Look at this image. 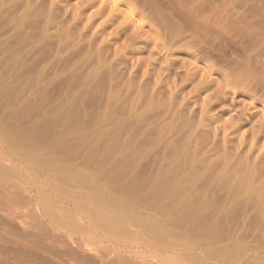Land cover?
Wrapping results in <instances>:
<instances>
[{
    "label": "rangeland",
    "instance_id": "rangeland-1",
    "mask_svg": "<svg viewBox=\"0 0 264 264\" xmlns=\"http://www.w3.org/2000/svg\"><path fill=\"white\" fill-rule=\"evenodd\" d=\"M114 4L0 0V137L6 144H0V169L21 170V177L10 180L12 188L0 182V264L99 262L91 246L80 249L76 236L65 235L67 213L58 210L65 203L49 207L60 223L44 213L39 188L57 185L64 196L73 188L22 163L19 154L31 149L40 152L39 162L49 161L50 172L58 166L60 173L70 170L101 189L78 192L126 209L119 213L130 207V213L156 218L165 211L157 217L173 224L159 229L165 241L176 234L182 241L214 242L218 247L199 245L228 254L238 250L234 254L245 255L243 261L264 264V0ZM70 174L58 179L72 182ZM82 212L86 220L89 213ZM167 233H173L170 239ZM152 248L149 254L140 248L148 254L142 260L139 250L131 259L116 252L105 261L160 264L168 257ZM173 257L168 264L179 262Z\"/></svg>",
    "mask_w": 264,
    "mask_h": 264
},
{
    "label": "bare ground",
    "instance_id": "bare-ground-1",
    "mask_svg": "<svg viewBox=\"0 0 264 264\" xmlns=\"http://www.w3.org/2000/svg\"><path fill=\"white\" fill-rule=\"evenodd\" d=\"M103 1H105V0H103ZM116 1V0H115ZM115 1H114V3H115ZM108 2H110V4L112 5V4H114V3H112L113 1L112 0H108ZM115 5V4H114ZM113 5V6H114ZM127 13H129V12H127ZM126 14V13H125ZM131 16V15H130ZM131 19V18H130ZM18 133V132H17ZM19 133H20V131H19ZM0 134H2V133H0ZM22 134V133H21ZM6 135V134H5ZM16 135V134H15ZM14 135V136H15ZM24 135V134H23ZM4 136V135H3ZM2 136V137H3ZM25 136V135H24ZM2 137H0V144L2 145V146H6V144L4 143V139L2 138ZM31 137V136H30ZM74 137H77L76 135L74 136ZM79 137V136H78ZM78 137H77V140H78ZM4 138H5V136H4ZM21 138V137H20ZM30 139V138H29ZM27 140V141H30V140ZM32 139H33V137H32ZM70 139H71V137H70ZM73 139V138H72ZM80 139V138H79ZM6 140H7V138H6ZM5 140V141H6ZM49 140V139H48ZM74 140V139H73ZM72 140V141H73ZM81 140V139H80ZM44 141H45V139H44ZM68 142V144H69V142H71V140L69 141V139L67 140ZM25 142V141H24ZM43 142V141H42ZM41 142V143H42ZM55 142V141H54ZM66 142V141H65ZM74 142V141H73ZM78 142V143H77ZM76 143L77 144H79L80 143V141H77ZM28 143V142H27ZM40 143V142H39ZM63 143V142H62ZM61 143V144H62ZM67 143H63V144H65V147L64 148H66V144ZM8 144V143H7ZM9 144H11V143H9ZM8 144V145H9ZM18 144H20L19 142H18ZM52 144V143H51ZM51 144H50V146H51ZM54 144V143H53ZM57 144V143H56ZM62 144V145H63ZM72 144V143H71ZM70 144V145H71ZM81 144H82V142H81ZM12 145H14V144H11V148H12ZM73 145V144H72ZM74 145L76 146V144H75V142H74ZM80 145V144H79ZM10 146V145H9ZM47 146V145H46ZM69 146V145H68ZM78 146V145H77ZM76 146V147H77ZM16 147V145L14 146V148ZM34 147V146H33ZM5 148V147H4ZM17 148V147H16ZM29 148H31V147H29ZM28 148V149H29ZM35 149H36V147H34ZM69 148V147H68ZM18 149V148H17ZM38 149V148H37ZM36 149V150H37ZM62 149V148H61ZM38 150H40V149H38ZM47 150H48V148H47ZM1 151H2V149H0V153H1ZM34 150H30L29 152H32L31 154L30 153H27V154H21V156H20V154H19V157H20V161L22 162V163H24V164H26V165H30V167L31 168H34L33 170H34V173L37 171V173H38V175L39 176H43V177H46V178H48L49 177V175H50V173H52V175H51V177H54L53 179L55 180V182L53 181V180H51V183L52 182H54V183H58L59 185L61 184V185H63V187L64 186H66L65 185V182H66V184H70V187L71 188H73V193H71V191H70V196H64V192L62 193V191H60V186H57V185H53V184H47L46 186H45V188H39L38 190H37V195L39 196V198H40V200H41V203H46L47 205H44V204H42V208H43V211H44V213L48 216L51 212H49L50 210H49V207L51 208L52 206H54V205H57V203H59V204H63V203H65V205H64V207H62V209H59L58 207H60V206H58L57 205V207L56 206H54V207H56V208H58V210H61L62 211V214H63V212H65V213H67V216H66V218H67V220H66V222L67 221H69V222H67L66 224H65V227H66V233H65V235H67L68 237H72V236H76V243L75 244H77L78 246H80L81 248L80 249H82V248H86V247H90L91 246V250L90 249H88V250H90V252L91 251H93V253H96V257H97V260L99 261L98 262V264H109L108 262H106L105 260L108 258V257H110V255L113 253V254H118V253H116V252H124V253H127V254H129L127 257H129L130 255H137L138 253H139V250H140V248H141V250L143 251V249H147V252H148V249H149V251H150V248H152V247H155L156 249H157V252L159 251V252H162V253H167V255H168V257H166V255L164 256V257H166V258H169V254L172 256L171 258L173 259L174 257L173 256H178L179 257V262H177L178 264H252V262H251V260H253V259H251V260H248V261H243L244 260V258H242V257H244V256H237V255H235L234 253H236V252H238V250L236 251V250H233V252H232V250H231V252H232V254H234V255H232V254H228L227 253V249L226 248H224V249H226L225 251L226 252H224L223 250H218V244H215L214 242L213 243H210L209 242V244H210V246H211V244H212V246H213V244H214V246H217V247H207V248H205L204 249V245H207L208 243L207 242H205V243H207V244H204V245H199L200 244V242H202V243H204L202 240H200V242H199V244H198V238H196L198 241H196L194 238H191V239H193V242L194 241H196L197 243H192L191 241L189 242H187V240H185V239H183V241L182 240H180V237H179V235H178V237H179V239L177 238V236H176V234H173V233H171V234H173L172 236L175 238V240H173L172 239V241H165V239H162L163 237H162V235H161V233L159 232V229L161 230V226L163 225V227L162 228H165V226L164 225H166V228H169V227H167V225L168 224H166V222L168 221V215H167V221L165 222V221H163V219H161V218H164L165 219V214H164V217L163 216H161V220H159V219H157V217L159 216V215H163L162 213L164 212L165 213V211H161V210H158V211H161L162 213L161 214H159L158 215V212H157V214L155 213V210H154V213L156 214V215H158L156 218L155 217H152V216H150V215H148V214H151V213H146V211H144L146 214H144V215H136V213L134 214L132 211H131V213H130V210H131V208L130 207H126V208H128V209H130V210H128V213H126V214H124L125 213V211H123V214H122V212H120L119 213V211L121 210L122 211V208L124 209V207H122L121 209L120 208H118V209H120L119 211L117 210V206L116 205H114L113 206V208L116 206V210H114V209H112V207L108 204V203H105L104 204V202H105V200H103V201H100L101 200V198L99 199V200H97V201H95L94 199H89V195H87V194H84V193H87V191H92V195H94V192H95V190H100V191H102L101 189H98V187L97 188H95V190L93 189V184L92 185H89L91 182H87L86 184H85V182H86V180L87 179H80V180H82V181H80L78 178H77V176L76 175H74V174H72V173H74V172H72L71 174H70V170H68L69 172H67L66 171V173H64L63 172V170H62V173H64V174H62V173H60V171H61V169H59V170H57L56 168L58 167V166H56V168H55V172H57V174H58V176H56V173L54 172V171H52V172H50L51 171V166L48 164V162L49 161H47V162H39L38 161V157H37V155L38 154H40V152H38V151H36L37 153H34L33 152ZM44 151V150H43ZM43 151H41V152H43ZM57 151V150H56ZM55 151V152H56ZM63 151L65 152V150L63 149ZM69 151V150H68ZM68 151H67V155H68ZM72 151V150H71ZM47 152V151H46ZM49 152V151H48ZM62 152V151H61ZM60 152V153H61ZM44 154H45V152H43ZM63 153V152H62ZM73 154V152H70V154ZM14 154V153H13ZM16 154V153H15ZM56 153H54L53 154V156L55 155ZM58 154V153H57ZM69 154V155H70ZM50 155V154H49ZM48 155V153H47V155L44 157L43 156V154H41V155H39V158H46V157H48L49 156ZM62 155V154H61ZM65 155V154H64ZM14 156V155H13ZM18 156V155H17ZM41 156V157H40ZM43 156V157H42ZM18 157V158H19ZM50 157V156H49ZM68 157V156H67ZM66 157V158H67ZM56 158H57V156H56ZM61 158H63V157H61ZM2 159H4L1 155H0V160H2ZM67 160V159H66ZM66 160H63V161H66ZM3 161V160H2ZM5 161V160H4ZM8 161V160H7ZM52 161V160H51ZM55 162L54 163H56V160H54ZM73 160H71V162H72ZM9 162V161H8ZM58 162V161H57ZM67 162H69L68 160H67ZM43 163V164H42ZM44 163H46V164H44ZM60 163V162H59ZM66 163V162H65ZM58 164V163H57ZM67 165H68V163H66ZM73 164H74V161H73ZM12 165V164H11ZM51 165H54L55 166V164H52L51 163ZM70 165V164H69ZM72 165V164H71ZM76 166V165H75ZM79 166V165H78ZM13 167V166H12ZM53 167V166H52ZM74 167V166H73ZM1 168V167H0ZM4 169V168H3ZM3 169H0V182L3 184V187L0 185V187H2L3 189H4V185H9V186H11V188H12V185H10V180L11 179H15V178H17L18 179V177L21 175V170H20V167L18 168V169H16V168H14L13 167V169H8V170H10V171H8L7 169V171L6 170H3ZM52 169H54V168H52ZM84 170V169H83ZM65 171V170H64ZM25 174H26V172L25 171H23ZM85 172V171H84ZM54 173V174H53ZM60 174H61V176L63 175L64 177L65 176H67L68 177V175H65V174H70L69 175V177L72 175V177H73V175H74V178L72 179V182L71 181H65V178L63 177L62 178V180H64V181H62V180H59V179H61V177L59 178V176H60ZM31 175V174H30ZM55 175V176H54ZM79 176H82V175H78V177ZM21 177V176H20ZM35 177H37V176H35ZM56 177H57V179H56ZM66 177V178H67ZM30 178H33L32 177V175H31V177ZM45 178V179H46ZM59 178V179H58ZM75 178H77V180H79L78 181V184H75V183H77V181H76V179ZM81 178V177H80ZM42 179V178H41ZM69 178H67L66 180H68ZM75 179V180H74ZM95 179V178H94ZM47 180V179H46ZM49 180V179H48ZM47 180V181H48ZM75 182H74V181ZM85 182H84V181ZM12 181V180H11ZM15 181V180H14ZM17 181H20V180H17ZM62 182V183H60V182ZM96 181H97V179H96ZM16 182V181H15ZM35 182V180L33 179V183ZM84 182V183H83ZM7 183H9V184H7ZM105 183H107V182H104V184ZM13 184V183H12ZM18 184H20V183H18ZM36 184V183H35ZM101 184V183H100ZM109 184V183H108ZM21 185V184H20ZM88 185V186H87ZM106 185V184H105ZM22 186V185H21ZM35 186V185H34ZM92 186V187H91ZM108 186H110V185H108ZM95 187V186H94ZM21 188V187H20ZM82 188H85V189H87V191L86 192H84V193H79L80 192V190L82 189ZM107 188V187H106ZM89 189V190H88ZM112 189V188H111ZM14 190V189H13ZM20 190V189H19ZM83 190V189H82ZM108 190V189H107ZM5 191V190H4ZM24 191V190H23ZM79 191V192H78ZM94 191V192H93ZM98 191H96L97 193H98ZM100 191H99V193H100ZM109 191V190H108ZM7 192H10V191H7ZM16 192V191H15ZM19 192V191H18ZM21 192V191H20ZM78 192V193H77ZM110 192H111V190H110ZM112 192H114V191H112ZM119 192L120 191H118V193H116V194H119ZM0 193H2L1 191H0ZM99 193H98V195H99ZM102 193V192H101ZM104 193V192H103ZM122 193V192H121ZM120 193V196L123 194H121ZM4 194H5V192H4ZM7 194V193H6ZM13 194L14 193H12V196H13ZM48 194H50V195H48ZM89 194V193H88ZM115 194V195H116ZM11 195V194H10ZM17 195V194H16ZM16 195L14 196V197H16ZM48 195V196H47ZM114 195V194H113ZM2 196H3V194H2ZM11 196V197H12ZM100 196H102L101 194H100ZM3 197H5V196H3ZM3 197H2V199H3ZM8 197V196H7ZM10 197V198H11ZM13 197V198H14ZM17 197H19V194L17 195ZM46 198V200H43V198ZM104 197V196H103ZM106 197V196H105ZM117 197V196H116ZM119 197V196H118ZM125 197V196H124ZM1 199V198H0ZM2 199H1V201H0V203L2 202ZM6 199V198H5ZM4 199V200H5ZM16 199V198H15ZM15 199H14V201H15ZM18 199V198H17ZM96 199H98V198H96ZM103 199V198H102ZM121 199V198H120ZM13 200V199H12ZM20 200V199H19ZM18 200V202H19V204H21L22 202L21 201H19ZM28 200V199H27ZM110 200V199H109ZM7 201V200H6ZM9 201V200H8ZM17 201V200H16ZM101 203H103V205L102 204H100V206L102 207V206H106V204L107 205H109L110 207H108V206H106L107 207V209H105L106 207H103V209H104V211H103V209L101 208L100 209V207H99V203L100 202ZM108 201V200H107ZM106 201V202H107ZM112 201V200H111ZM128 201V200H127ZM10 202H12V201H10ZM18 202H16V203H18ZM21 202V203H20ZM25 202L23 201V204H24ZM30 203V202H29ZM5 203H3L2 205H4ZM12 204H13V202H12ZM25 204H27L28 205V202L27 203H25ZM116 204V203H115ZM1 205V204H0ZM6 205V204H5ZM10 205V204H9ZM14 205V204H13ZM32 205H33V203H32ZM18 206V205H17ZM16 206V208L17 209H19V210H21L20 209V207H21V205L19 206V208ZM30 206V205H29ZM34 206V205H33ZM1 207V206H0ZM3 207H5V206H3ZM7 207H8V205H7ZM11 207V206H10ZM10 207H8V209L10 208ZM25 207H26V205H25ZM32 207V206H31ZM137 207V206H136ZM139 207H141V206H139ZM15 208V207H14ZM24 208V207H23ZM111 208V209H110ZM48 209V210H47ZM142 209H144V208H142ZM3 210V209H2ZM10 210H11V208H10ZM82 210H85V212L86 213H89V217L88 218H86V220H88V221H86L84 218H85V216H84V213L82 212V215H80V212L82 211ZM89 212H88V211ZM98 210H102L101 211V213L98 211ZM105 210H107V211H105ZM124 210H126V209H124ZM9 211V210H8ZM8 211L6 212V214L8 213ZM18 211V210H17ZM54 211V210H53ZM56 211V210H55ZM135 211H137V210H135ZM141 211V210H140ZM151 211V210H150ZM4 212V211H3ZM2 212V214H5V213H3ZM22 213L23 211L21 210V211H19V213ZM58 212V211H57ZM104 212V213H103ZM127 212V211H126ZM138 212V211H137ZM9 213H10V211H9ZM14 213V212H13ZM24 213V212H23ZM27 214H29L28 212H26ZM32 213V212H31ZM138 213H140V212H138ZM137 213V214H138ZM25 214V213H24ZM55 214H57V213H55ZM54 214V215H55ZM77 214H79L80 216H82L83 217V219L86 221H84V222H82L81 223V221H82V219H81V217H78L77 216ZM154 214V216H156ZM8 215V214H7ZM51 215V217L49 216V218H52L53 217V212L50 214ZM87 215V214H86ZM151 215H153V214H151ZM183 215H185V214H182L181 216H183ZM189 216H190V214H188ZM9 216H11L10 214H9ZM17 216V215H16ZM15 216V217H16ZM18 216H19V214H18ZM20 216H22V215H20ZM46 216V217H47ZM64 216V217H65ZM77 216V217H76ZM114 216V217H113ZM169 216H170V214H169ZM185 216H187V214L185 215ZM14 217V216H13ZM15 217H14V219H15ZM56 218H57V216H55ZM55 217H53L52 219H54ZM59 217V216H58ZM63 217V216H62ZM87 217V216H86ZM116 217V218H115ZM172 217V216H171ZM174 218H175V216H173ZM194 217V216H193ZM18 218V217H17ZM16 218V219H17ZM55 218V219H56ZM59 218H61V217H59ZM59 218H57V219H59ZM62 219V218H61ZM61 219H59V221L58 220H56L55 222H57L58 221V223H60V220ZM173 219V218H172ZM172 219H171V221H172ZM181 219H182V217H181ZM181 219H177V223H178V221H179V223H180V221H181ZM184 220L186 219V218H183ZM189 219V218H188ZM197 220V219H196ZM65 221V220H64ZM162 221V222H161ZM173 221H174V219H173ZM176 221V220H175ZM188 221H190V220H188ZM193 221V220H192ZM62 222H63V220H62ZM71 222V223H70ZM100 222H102V223H100ZM163 222H164V224H163ZM170 224H171V222H170V219H169V221H168ZM191 222V221H190ZM189 222V223H190ZM195 222V221H194ZM174 223V222H173ZM178 223V224H179ZM184 223V222H183ZM183 223H180L181 225H183ZM188 223V222H187ZM195 223H197V222H195ZM48 224H49V222H48ZM52 224V223H51ZM63 224H64V222H63ZM176 223H174V225H175ZM201 224V223H200ZM54 225V224H53ZM171 225H173V224H171ZM187 225H189V224H187ZM191 225H193V224H191ZM41 226V225H40ZM43 226H44V224H43ZM54 226H56V224L54 225ZM53 226V227H54ZM195 226V225H194ZM196 226H198V225H196ZM39 227V226H38ZM42 227V226H41ZM40 227V228H41ZM52 227V228H53ZM173 227V226H172ZM180 227V226H179ZM55 228V227H54ZM59 228V227H58ZM60 228H62V225H61V227ZM63 228H64V225H63ZM176 227H174V229H175ZM181 228V227H180ZM183 228V227H182ZM193 228V227H192ZM171 229H173V228H171ZM179 229V228H178ZM184 229V228H183ZM197 229V228H196ZM195 229V230H196ZM59 230V229H58ZM61 230V229H60ZM163 230V229H162ZM180 230V229H179ZM178 230V231H179ZM192 230V229H191ZM191 230H189V227H188V231H191ZM194 230V231H195ZM200 230V229H199ZM62 231H64V230H62ZM165 231H167V230H165ZM164 231V233H166ZM174 231V230H173ZM175 231H176V229H175ZM184 231V230H183ZM187 231V230H186ZM193 231V230H192ZM114 233V237L112 236V234H110V233ZM162 232V231H161ZM168 232V231H167ZM169 233V232H168ZM166 234V235H169V239H170V235L171 234ZM180 233V232H179ZM182 233V232H181ZM188 233V232H187ZM191 233H193V232H191ZM200 233V232H199ZM202 233V232H201ZM108 234V235H107ZM110 234V235H109ZM166 235H164V237H168V236H166ZM181 236H182V234H180ZM201 235V234H200ZM199 235V236H200ZM209 235H210V233H209ZM184 236V235H183ZM62 237V236H61ZM99 237V238H98ZM162 237V238H161ZM173 237H171V238H173ZM186 237V236H185ZM190 237V236H189ZM202 237H204V236H202ZM184 238V237H183ZM205 238V237H204ZM209 238V237H208ZM220 238V237H219ZM97 239H99V240H97ZM178 239V240H177ZM189 240V239H188ZM205 240V239H204ZM222 239H219V240H217V242L219 241L221 244H222ZM212 241V240H211ZM216 241V240H215ZM67 242V241H66ZM218 242V243H219ZM201 243V244H202ZM241 243V242H240ZM209 244H208V246H209ZM102 245H104L105 247H107V249H105V250H103V248H101L102 247ZM242 245H243V243H242ZM60 246V245H59ZM99 246H101L100 248L102 249H100L99 248ZM247 246V245H246ZM246 246H244L245 248H246ZM203 247V248H202ZM206 247V246H205ZM226 247V246H225ZM219 248H220V246H219ZM230 248H231V246H230ZM243 248V247H242ZM87 249V248H86ZM153 250H151V252L152 251H154V248H152ZM155 249V250H156ZM239 249V248H238ZM83 250H85V249H83ZM87 250V251H88ZM99 250H101V253H99ZM141 250H140V253H142L141 252ZM103 251V252H102ZM234 251H236V252H234ZM246 251H248V250H246ZM69 252H71V251H69ZM156 252V251H155ZM155 252H153V253H155ZM245 252V251H244ZM262 252V251H261ZM75 253V252H74ZM150 252H148V254H149ZM257 253V252H256ZM68 254V253H67ZM79 254V253H78ZM81 254V253H80ZM121 254V253H120ZM123 254V253H122ZM147 254V255H148ZM152 254V253H151ZM161 254V253H160ZM157 255L160 259H162V254L161 255ZM248 254V253H247ZM70 255H71V253H70ZM145 255V254H144ZM143 255V253L142 254H140V257L139 256H137V257H139V258H141L142 256H144ZM147 255H145V256H147ZM154 255V254H153ZM153 255H151V256H148V257H152ZM73 256V255H72ZM74 256H75V254H74ZM117 256V255H116ZM121 256V255H120ZM122 256H125L124 254L122 255ZM119 257V255H118V257H119V259L121 260V258H123V257ZM237 256V257H236ZM250 256V255H249ZM70 257V256H69ZM153 257H155L154 259L156 260V255L155 256H153ZM152 257V258H153ZM236 257V258H235ZM239 257V258H238ZM240 257L243 259H240ZM253 257V256H252ZM257 257V256H256ZM74 258V257H73ZM76 258V257H75ZM84 258V257H83ZM117 258V257H116ZM132 257L130 256V259H131ZM147 258V257H146ZM159 258H157V260L159 259ZM166 258H165V260H166ZM237 258H238V260H237ZM259 258H260V256H259ZM258 258V259H259ZM71 259V258H70ZM134 259H135V257H134ZM133 259V260H134ZM148 259V258H147ZM154 259H152V260H154ZM159 259V260H160ZM170 259V258H169ZM169 259H167L168 261H170V262H173V260L171 261V260H169ZM175 259V258H174ZM247 259H249V258H247ZM262 259V258H261ZM77 261H78V259H76ZM83 260V259H82ZM92 260V259H91ZM123 260V259H122ZM122 260H121V262H122ZM126 259H124L123 261H125ZM133 260H131L132 262H134ZM140 260H142V258L140 259ZM139 260V261H140ZM149 260V259H148ZM164 260V259H163ZM161 261V263L163 262V264L166 262H168V261ZM178 260V259H177ZM238 262H237V261ZM257 260V259H256ZM262 260H264V259H262ZM73 261V260H72ZM72 261H69V262H71L72 263ZM75 261V260H74ZM77 261L75 262V263H73V264H78L77 263ZM90 261V260H89ZM114 261H116V260H114ZM113 260L111 261L110 260V262H114ZM136 261V260H135ZM235 261V262H234ZM93 262V261H92ZM148 262V261H147ZM176 262V261H175ZM70 263V264H71ZM82 263V262H81ZM89 263V262H88ZM94 263V262H93ZM127 263V262H126ZM153 263V262H152ZM155 263V262H154ZM160 263V262H159ZM160 263V264H161ZM176 263V264H177ZM254 263V262H253ZM262 263V262H261ZM86 264V263H85ZM90 264V263H89ZM97 264V263H96ZM113 264V263H112ZM118 264V263H117ZM144 264H148V263H145L144 262ZM149 264H151V262L149 263ZM168 264V263H167ZM170 264V263H169ZM175 264V263H174ZM256 264H257V262H256Z\"/></svg>",
    "mask_w": 264,
    "mask_h": 264
}]
</instances>
